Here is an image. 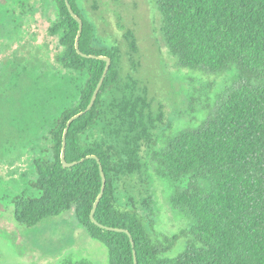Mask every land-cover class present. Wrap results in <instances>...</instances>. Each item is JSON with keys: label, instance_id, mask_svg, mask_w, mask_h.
Returning <instances> with one entry per match:
<instances>
[{"label": "trees", "instance_id": "16d2710c", "mask_svg": "<svg viewBox=\"0 0 264 264\" xmlns=\"http://www.w3.org/2000/svg\"><path fill=\"white\" fill-rule=\"evenodd\" d=\"M51 1L57 18L50 33L62 48L56 60L85 83L75 103L52 119L50 146L34 160L37 178L29 185L40 196L12 201L17 223L35 227L74 209L90 237L106 246L108 264H135L134 252L138 264H264V0H155L164 43L187 69L189 86L197 75L231 80L202 126L178 132L171 131L164 107L154 103L140 75L135 32L124 33L125 45H99L79 0H69L84 22L81 51L112 63L94 107L69 129L66 159L99 158L107 185L95 218L128 230L135 246L127 234L91 220L103 185L99 163L86 159L71 168L62 163L67 123L89 106L107 63L77 52L79 23L66 0ZM153 173L171 196L177 193L173 205L189 223L187 246L176 256L167 253L172 244L152 236ZM61 264L95 263L67 257Z\"/></svg>", "mask_w": 264, "mask_h": 264}, {"label": "rangeland", "instance_id": "374dc122", "mask_svg": "<svg viewBox=\"0 0 264 264\" xmlns=\"http://www.w3.org/2000/svg\"><path fill=\"white\" fill-rule=\"evenodd\" d=\"M79 6L94 23L99 45H125L124 33L135 32L140 75L154 103L164 107L172 132L202 126L215 100L226 97L227 75H197L189 86L187 69L164 43L155 0H79ZM56 18L51 0H0V264H61L67 257L108 264L106 246L90 237L74 209L35 227L17 223L13 213L14 198L40 196L29 185L37 178L34 160L50 146L52 119L75 103L85 83L56 60L62 51L59 37L50 33ZM159 180L154 174L152 236L172 244L167 253L176 256L187 246L189 223L173 205L177 193L171 196Z\"/></svg>", "mask_w": 264, "mask_h": 264}, {"label": "water", "instance_id": "95a60500", "mask_svg": "<svg viewBox=\"0 0 264 264\" xmlns=\"http://www.w3.org/2000/svg\"><path fill=\"white\" fill-rule=\"evenodd\" d=\"M66 4L68 6V9L70 11V14L72 15V17L79 23V32H78V35H77V38H76V49H77V52L84 58H88V59H98V60H102L104 62L107 63V66H106V69H105V72L103 74V77L92 97V100L89 104V106L86 108V110L80 112L79 114L73 116L67 123V126H66V129H65V132H64V136H63V147H62V154H61V158H62V163L64 165V167L66 168H71V167H74L76 165H78L79 163H82L84 162L86 159H93V160H96L98 163H99V166H100V171H101V175H102V181H103V185H102V190H101V193L99 194L98 198H97V201L95 202V205H94V208L92 210V213H91V220L94 224H96L98 227L102 228V229H105V230H108V231H114V232H121V233H125L127 234L130 239H131V242H132V245L135 246V243H134V240H133V237L131 235V233L128 231V230H125V229H120V228H113V227H107V226H104L102 224H100L96 218H95V213H96V210H97V207L100 203V201L102 200L103 198V195H104V192H105V189H106V185H107V179H106V175L104 173V170H103V166L101 164V161L99 160V158L95 155H91V156H88L87 158L85 159H82L81 161L79 162H73V163H69L66 159V145H67V135H68V132H69V129L71 127V125L76 121L78 120L79 118H81L82 116H84L86 113H88L89 111H91V109L94 107L95 103H96V100H97V97H98V94L101 90V87L104 83V80L106 78V75L110 69V66H111V59L108 58V57H104V56H95V55H87V54H84L81 49H80V39H81V36H82V32H83V28H84V22L83 20L75 13V11L73 10L72 8V5L70 4V1L69 0H66ZM134 255H135V264H138V261H137V257H136V253L134 252Z\"/></svg>", "mask_w": 264, "mask_h": 264}]
</instances>
